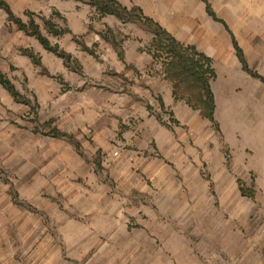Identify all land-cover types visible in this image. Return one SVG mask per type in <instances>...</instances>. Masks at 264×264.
<instances>
[{"label": "rangeland", "instance_id": "rangeland-1", "mask_svg": "<svg viewBox=\"0 0 264 264\" xmlns=\"http://www.w3.org/2000/svg\"><path fill=\"white\" fill-rule=\"evenodd\" d=\"M35 21L82 71L63 68L0 9V68L33 106L0 87V264H264V111L256 126L242 111L241 124L223 134L198 114L177 124L155 93L148 111L163 125L149 123L130 94L139 76L103 71L106 43L55 37ZM139 29L151 55L153 31ZM156 61L169 81L165 58ZM33 117L75 136L85 158L64 139L32 132Z\"/></svg>", "mask_w": 264, "mask_h": 264}, {"label": "crops", "instance_id": "crops-1", "mask_svg": "<svg viewBox=\"0 0 264 264\" xmlns=\"http://www.w3.org/2000/svg\"><path fill=\"white\" fill-rule=\"evenodd\" d=\"M4 1L3 3L9 6L12 14L24 25L28 26L32 19L45 41L46 37L42 34L35 17L41 20L46 33L53 34L55 37L87 36L91 43H106L105 45L110 49L106 56H102L106 63L103 71L115 78L136 79L139 76L141 82L130 88V94L137 95L139 104L144 102L147 122L152 123L153 120L159 121L161 124L163 122L156 117L157 114L153 115L148 111V106L151 107L148 96L155 93L159 95L163 108L172 112V119L177 121V124L190 123L197 114L200 119L203 118L199 112L191 109L184 101L174 99L170 82L163 79L160 63L146 53L145 47L150 38L145 37L144 29H139V26L141 27L139 23H137L138 25L122 23L113 16L99 17L93 7L78 0ZM115 1L128 10L139 9L144 17L158 24L176 42L186 47H192L197 53L210 59L215 73V78L210 83L215 103L214 119L223 134L229 130V127L237 128L241 124L242 111L248 112V117L252 122L256 121L254 118L258 116L259 111H264V0ZM28 14L31 15L28 16ZM22 15L27 17L26 22L22 21ZM44 20H49L53 24L54 30L64 31V33L54 34L49 31ZM6 22L17 26L7 20ZM22 33L24 36L36 40L45 51L58 58L63 68L69 72L80 73L82 71V65L69 52L58 51L55 47L48 45L46 41V44L54 48L56 52H64L69 55V61L65 63L54 52L42 46L36 38L26 35L23 31ZM116 35H120L121 40L117 41ZM237 49L241 52L247 69L255 74V77L243 70L237 57ZM23 55L29 58L43 75H49L45 66L33 54L23 53ZM30 55L38 63L33 61ZM0 72L4 76L5 72L2 68H0ZM0 87L10 95L1 85ZM14 90L18 97L10 96L33 110L31 101L21 98L19 92L15 88ZM31 122L33 124L32 132L44 131L53 138L64 139L80 158H85L76 137L59 129L52 120L38 123L33 117ZM253 126H256L255 122ZM165 127L164 131L159 129L160 133L168 132L167 123ZM174 128L176 127L169 130L172 131ZM52 129L65 134V136H53ZM155 142L158 148L162 146L160 140L156 139ZM169 142V146H171V143L173 142L174 145L176 140L171 137ZM93 163L97 167L101 166L100 158L95 156Z\"/></svg>", "mask_w": 264, "mask_h": 264}, {"label": "trees", "instance_id": "trees-1", "mask_svg": "<svg viewBox=\"0 0 264 264\" xmlns=\"http://www.w3.org/2000/svg\"><path fill=\"white\" fill-rule=\"evenodd\" d=\"M86 2L94 8L97 16H113L122 23L134 15L137 22L145 28L153 31V40L151 42L152 50L149 51L153 59L163 56L165 63L163 64L165 79L172 81V94L175 100L184 101L191 109L198 110L199 114L209 122L216 124L214 119L215 103L210 83L215 78V73L211 66V61L204 55L197 53L194 48L186 47L176 42L168 33L160 28L158 24L151 19L143 16L142 12L137 8L130 10L123 7L115 0H78ZM0 9L6 16V20L19 26L26 35L32 36L44 46L47 50L52 51L58 57L62 58L65 63L69 61V55L64 52H56L46 44L44 37L41 35L38 26L30 19L29 25H24L21 20L16 18L5 3H0ZM31 14H28L30 16ZM31 18V17H30ZM49 31L54 34H62L64 31L58 32L53 29V24L49 20H44ZM151 32V31H150ZM33 61H38L30 55ZM237 57L244 71L255 77L246 67L241 52L237 49ZM0 85L6 89L11 96L18 97L12 85H10L2 73L0 72ZM159 107H163L160 97L157 99ZM150 109L151 107L148 106ZM157 118L160 116L157 114ZM53 136H65V134L52 129Z\"/></svg>", "mask_w": 264, "mask_h": 264}, {"label": "built area", "instance_id": "built-area-1", "mask_svg": "<svg viewBox=\"0 0 264 264\" xmlns=\"http://www.w3.org/2000/svg\"><path fill=\"white\" fill-rule=\"evenodd\" d=\"M117 154V152H115V155Z\"/></svg>", "mask_w": 264, "mask_h": 264}]
</instances>
